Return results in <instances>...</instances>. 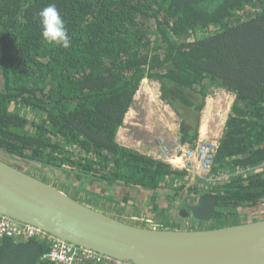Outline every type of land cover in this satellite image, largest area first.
Wrapping results in <instances>:
<instances>
[{"label": "trees", "instance_id": "16d2710c", "mask_svg": "<svg viewBox=\"0 0 264 264\" xmlns=\"http://www.w3.org/2000/svg\"><path fill=\"white\" fill-rule=\"evenodd\" d=\"M49 4L66 21L67 49L41 35L37 14ZM146 79L191 145L208 97L234 95L213 169L232 171L222 183L203 191L119 142ZM0 149L107 189L211 194L214 220L239 224L264 204V0H0ZM165 209L147 205L151 216ZM49 250L42 238L6 237L0 264H53Z\"/></svg>", "mask_w": 264, "mask_h": 264}, {"label": "water", "instance_id": "95a60500", "mask_svg": "<svg viewBox=\"0 0 264 264\" xmlns=\"http://www.w3.org/2000/svg\"><path fill=\"white\" fill-rule=\"evenodd\" d=\"M0 154L14 156L2 149ZM217 200L202 195L184 214L213 221ZM0 214L126 264H264V219L210 230L126 223L0 158Z\"/></svg>", "mask_w": 264, "mask_h": 264}, {"label": "rangeland", "instance_id": "374dc122", "mask_svg": "<svg viewBox=\"0 0 264 264\" xmlns=\"http://www.w3.org/2000/svg\"><path fill=\"white\" fill-rule=\"evenodd\" d=\"M219 91H222V89L216 93L218 94ZM217 94L215 96H209L214 97L209 104L212 109L211 112L214 115L213 117L209 116L210 119L212 118L211 120L202 121L203 123L200 128V131L203 132L204 139L208 136L210 138L209 140L214 141H219L223 134V128H220V126L219 128L217 127L219 123L221 125V121H225L221 119V116L222 114L226 116L229 105L234 101V96L229 95L225 90L220 93V97ZM160 97V86L157 82L145 80L142 83L140 93L137 95L138 99L133 105L136 113L131 114L135 122L130 119L132 126L130 124L128 125L130 127L129 133L133 131L131 137L134 138V141L140 140L153 143L156 141L158 135L169 138L176 135L175 132H178V130L180 132L179 118L170 107L167 105L165 107V104L161 103ZM218 108L221 110H215ZM165 131H168V133H165ZM121 143L123 142L121 141ZM142 144H135L133 147L136 150L144 152ZM0 158L30 175L54 185L65 193L135 226L152 229L210 230L233 223L230 220L200 222L193 219V217H186L184 215L185 212H183L184 206L196 205L201 198V196L189 195L186 189L177 192V195L176 191L172 188L157 192H150L129 186L107 189L105 186L97 185V183L89 181L79 182L73 174L67 171L46 167L27 159L18 157L9 158L1 154ZM220 173L223 174V172ZM225 175L227 177L230 176L229 174ZM219 178H222V176H219ZM193 183L200 186L203 191H209L211 188L210 185H212L203 181ZM146 200L148 204L156 203L162 208H166L165 214L151 216L147 212L148 204L145 202ZM261 219H264V204L241 211L237 222L247 223Z\"/></svg>", "mask_w": 264, "mask_h": 264}, {"label": "built area", "instance_id": "2783aa9c", "mask_svg": "<svg viewBox=\"0 0 264 264\" xmlns=\"http://www.w3.org/2000/svg\"><path fill=\"white\" fill-rule=\"evenodd\" d=\"M227 93L233 95L230 92ZM208 98H211V101L214 99L213 97ZM160 101L162 104H165L161 97ZM212 114L211 110H206L205 108L202 121L211 120L212 118L210 119L209 116H212ZM202 121L201 124L203 123ZM224 123H226V121H221V125H219V123L217 127L219 128L220 126V128L222 127L224 129ZM209 139L208 136L204 139L203 132L200 131L198 141L194 145H191L183 143L180 139V135H174L169 138H164L160 135L156 138L157 145L155 147L148 152H141L167 162L175 168L185 170L189 174L190 182L199 183L203 181L212 184L210 186H215L213 185L214 183L220 184L228 178L225 174H231L232 171H226L223 172V174L219 172L215 176L213 169L215 167V155L219 146V141ZM219 176H222V178H219ZM6 237L18 240H27L31 238L45 239L50 245V250L44 255V258L53 264H126L114 261L92 250L78 248L36 226L21 223L0 214V241Z\"/></svg>", "mask_w": 264, "mask_h": 264}, {"label": "clouds", "instance_id": "9594fccd", "mask_svg": "<svg viewBox=\"0 0 264 264\" xmlns=\"http://www.w3.org/2000/svg\"><path fill=\"white\" fill-rule=\"evenodd\" d=\"M42 28V37L50 44H55L65 49L71 46L66 21L61 16L55 4H49L37 14Z\"/></svg>", "mask_w": 264, "mask_h": 264}, {"label": "crops", "instance_id": "0c3cea01", "mask_svg": "<svg viewBox=\"0 0 264 264\" xmlns=\"http://www.w3.org/2000/svg\"><path fill=\"white\" fill-rule=\"evenodd\" d=\"M146 80H148V79H146ZM145 81V80H144ZM222 91H224V90H222ZM222 91H219V93L217 94V93H215L214 94V96L217 94L219 97H220V93L222 92ZM139 93H140V91H139ZM138 93V94H139ZM137 94V95H138ZM214 98V97H213ZM233 98H235V97H233ZM137 96H136V101H137ZM211 98H208V104L206 105V110H212L211 108H210V106H209V104H210V100ZM135 101V102H136ZM232 104H233V102L229 105V107H228V111H226V116L224 115V114H222V116H221V119L222 120H225V121H227V118H228V116H229V113H230V109H231V106H232ZM215 110H221V109H215ZM216 112V111H215ZM222 112H223V110H222ZM135 114L136 113V110H135V108H134V106L131 108V110L129 111V113H128V115L126 116V120H125V124H124V127H122L121 128V130L119 131V134H118V140H119V142L121 143V141L123 142V143H121V144H123V145H125V146H128V147H132V148H134L133 147V145H135V144H139V143H143L142 145H143V148H144V151L145 152H148V151H150L153 147H155L156 145H157V141H154L153 143H147V142H143V141H140V140H135L134 141V138H132L131 137V134L133 133V131L131 132V133H129V129H130V127H128V125L130 124L131 126H132V124H131V121H133V122H135V120H134V117L132 118V115L131 114ZM213 115L214 114H212V117H213ZM225 116V117H224ZM224 118V119H223ZM130 119H131V121H130ZM218 120V119H217ZM224 125H225V123H224ZM224 130V129H223ZM211 132H213V130H211ZM165 133H168V131H165ZM175 134H176V136H178L179 135V130H178V132H175ZM158 136H160V135H158ZM157 136V137H158ZM121 140V141H120ZM140 146V145H139ZM117 187H125V186H117ZM116 187V188H117ZM91 205V204H90Z\"/></svg>", "mask_w": 264, "mask_h": 264}, {"label": "flooded vegetation", "instance_id": "af4514ba", "mask_svg": "<svg viewBox=\"0 0 264 264\" xmlns=\"http://www.w3.org/2000/svg\"><path fill=\"white\" fill-rule=\"evenodd\" d=\"M184 209H187V207L186 206H184ZM190 212V210L188 209V210H186V212ZM186 212H185V214H186ZM192 217V216H191Z\"/></svg>", "mask_w": 264, "mask_h": 264}]
</instances>
